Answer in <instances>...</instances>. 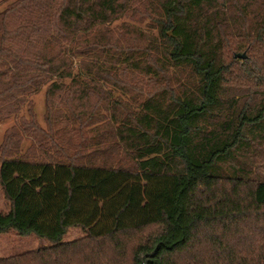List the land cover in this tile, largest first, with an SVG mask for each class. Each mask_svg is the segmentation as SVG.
I'll return each instance as SVG.
<instances>
[{"label":"trees","instance_id":"16d2710c","mask_svg":"<svg viewBox=\"0 0 264 264\" xmlns=\"http://www.w3.org/2000/svg\"><path fill=\"white\" fill-rule=\"evenodd\" d=\"M258 1L0 11V122L16 117L0 144V236L49 242L0 264H264ZM126 12L139 23L112 27ZM72 228L84 234L66 240Z\"/></svg>","mask_w":264,"mask_h":264},{"label":"rangeland","instance_id":"374dc122","mask_svg":"<svg viewBox=\"0 0 264 264\" xmlns=\"http://www.w3.org/2000/svg\"><path fill=\"white\" fill-rule=\"evenodd\" d=\"M14 0H0V11L3 10L8 6L9 3L13 2ZM136 1V0H132ZM143 2L147 3L150 0H142ZM133 3V2H132ZM253 6L250 7V10L258 11V14L261 16L264 13V1H258L252 3ZM144 10V8H142ZM130 13L126 12L118 19L113 21L112 27L117 29V25L122 24L123 22H133L138 24L135 19H131L129 16ZM258 15V16H259ZM248 24H257V20L253 18L248 19ZM144 25V24H143ZM142 25V26H143ZM143 44V42H142ZM34 101V110L37 113L38 119L40 122L46 126L45 122V113L47 110V96H46V88H43L40 92L34 94L32 96ZM22 114L28 115L27 109L24 108ZM16 122V117H11L3 122H0V144L4 139V135L6 130L11 127ZM31 143V138L27 136L25 141H23V148L26 149ZM9 203L4 197L2 192V187L0 183V211H8ZM84 233L80 228H72L70 232L65 237L66 240L74 239L79 236H82ZM49 242L45 240L38 239L35 235L21 237L14 232L6 233L0 236V257L6 258L10 256H14L26 251H31L37 249L39 246L48 245Z\"/></svg>","mask_w":264,"mask_h":264},{"label":"water","instance_id":"95a60500","mask_svg":"<svg viewBox=\"0 0 264 264\" xmlns=\"http://www.w3.org/2000/svg\"><path fill=\"white\" fill-rule=\"evenodd\" d=\"M237 58H246V53H239L236 55Z\"/></svg>","mask_w":264,"mask_h":264}]
</instances>
